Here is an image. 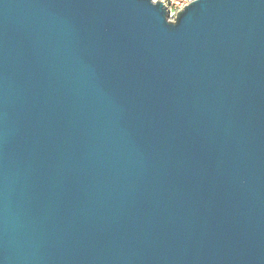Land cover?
Wrapping results in <instances>:
<instances>
[{"label": "water", "instance_id": "1", "mask_svg": "<svg viewBox=\"0 0 264 264\" xmlns=\"http://www.w3.org/2000/svg\"><path fill=\"white\" fill-rule=\"evenodd\" d=\"M0 264H264V0H0Z\"/></svg>", "mask_w": 264, "mask_h": 264}, {"label": "built area", "instance_id": "2", "mask_svg": "<svg viewBox=\"0 0 264 264\" xmlns=\"http://www.w3.org/2000/svg\"><path fill=\"white\" fill-rule=\"evenodd\" d=\"M194 0H164L163 4L168 12V21L175 22L177 14L184 10Z\"/></svg>", "mask_w": 264, "mask_h": 264}, {"label": "snow or ice", "instance_id": "3", "mask_svg": "<svg viewBox=\"0 0 264 264\" xmlns=\"http://www.w3.org/2000/svg\"><path fill=\"white\" fill-rule=\"evenodd\" d=\"M164 2V0H152V3H163Z\"/></svg>", "mask_w": 264, "mask_h": 264}]
</instances>
